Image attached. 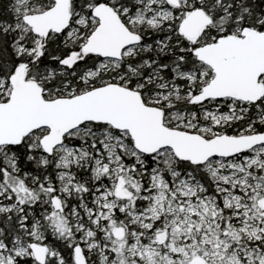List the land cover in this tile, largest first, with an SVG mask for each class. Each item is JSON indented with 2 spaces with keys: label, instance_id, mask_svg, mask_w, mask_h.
<instances>
[{
  "label": "snow or ice",
  "instance_id": "obj_1",
  "mask_svg": "<svg viewBox=\"0 0 264 264\" xmlns=\"http://www.w3.org/2000/svg\"><path fill=\"white\" fill-rule=\"evenodd\" d=\"M0 264H264V0H0Z\"/></svg>",
  "mask_w": 264,
  "mask_h": 264
}]
</instances>
